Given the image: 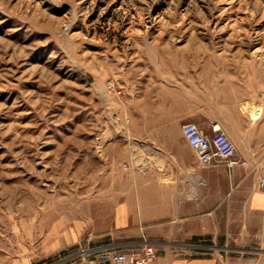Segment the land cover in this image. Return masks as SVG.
<instances>
[{"label":"rangeland","instance_id":"rangeland-1","mask_svg":"<svg viewBox=\"0 0 264 264\" xmlns=\"http://www.w3.org/2000/svg\"><path fill=\"white\" fill-rule=\"evenodd\" d=\"M178 66L179 81L224 79L256 120L264 0H0V264H64L41 254L63 224L109 231L126 160L152 137L136 91ZM220 226L235 257L264 261V213Z\"/></svg>","mask_w":264,"mask_h":264},{"label":"crops","instance_id":"crops-1","mask_svg":"<svg viewBox=\"0 0 264 264\" xmlns=\"http://www.w3.org/2000/svg\"><path fill=\"white\" fill-rule=\"evenodd\" d=\"M167 73L152 69L136 91L134 100L143 107L142 131L152 137L142 143V160H126L121 186L113 194L109 231L92 238L84 231L87 224L57 226L41 254L62 256L64 264H109L96 253L138 251L146 238L156 249L152 264H248L223 244L220 224H248L249 214L264 213V191L258 188L264 177V102L259 95L264 83L255 84L251 102L262 112L253 120L242 100L228 98L224 79L205 80L193 70L179 81V66L174 80ZM172 107L174 112L169 111ZM189 122L210 137L226 133L247 165L230 171L224 164H201L182 133ZM173 132H181L182 139L168 140Z\"/></svg>","mask_w":264,"mask_h":264},{"label":"built area","instance_id":"built-area-1","mask_svg":"<svg viewBox=\"0 0 264 264\" xmlns=\"http://www.w3.org/2000/svg\"><path fill=\"white\" fill-rule=\"evenodd\" d=\"M214 129L219 131L220 127L215 124ZM182 133L203 165L224 164L230 171L247 165V161L239 156L230 137L222 131L210 137L198 124L189 122L183 125ZM258 187L264 191V177L260 179ZM155 256V245L146 238L143 239L142 248L138 251L102 249L96 253L98 260L107 261L109 264H152Z\"/></svg>","mask_w":264,"mask_h":264},{"label":"bare ground","instance_id":"bare-ground-1","mask_svg":"<svg viewBox=\"0 0 264 264\" xmlns=\"http://www.w3.org/2000/svg\"><path fill=\"white\" fill-rule=\"evenodd\" d=\"M192 178H194V177H192Z\"/></svg>","mask_w":264,"mask_h":264}]
</instances>
